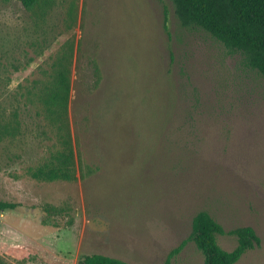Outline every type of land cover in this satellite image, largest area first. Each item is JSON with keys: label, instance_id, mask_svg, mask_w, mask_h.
I'll return each instance as SVG.
<instances>
[{"label": "rangeland", "instance_id": "obj_1", "mask_svg": "<svg viewBox=\"0 0 264 264\" xmlns=\"http://www.w3.org/2000/svg\"><path fill=\"white\" fill-rule=\"evenodd\" d=\"M60 63L71 90L53 115ZM66 140L74 179H34ZM0 199L20 205L0 214V257L28 264H205L202 210L252 227L261 243L236 264H264V78L171 0H0Z\"/></svg>", "mask_w": 264, "mask_h": 264}, {"label": "trees", "instance_id": "obj_2", "mask_svg": "<svg viewBox=\"0 0 264 264\" xmlns=\"http://www.w3.org/2000/svg\"><path fill=\"white\" fill-rule=\"evenodd\" d=\"M26 9L32 10L39 0H21ZM180 24L188 29H202L221 42L230 52L241 55L244 64L258 71L264 78V0H171ZM46 96L53 115L60 108L66 111L71 83L66 64H58L52 75ZM173 106V104H172ZM75 157L70 141L52 159L34 170V179L53 182L71 181L75 177ZM20 205L0 199V214L16 211ZM232 235L237 246L231 251L223 250L217 242L218 235ZM190 239L205 256V264H236L248 251L259 246L261 240L252 227L224 230L208 211L198 212L192 221ZM186 243L170 253L178 254ZM10 254L0 257V264H28L36 260L31 250H23L18 257ZM11 258V259H10ZM10 259V260H9ZM78 264H128L102 254L86 255Z\"/></svg>", "mask_w": 264, "mask_h": 264}]
</instances>
